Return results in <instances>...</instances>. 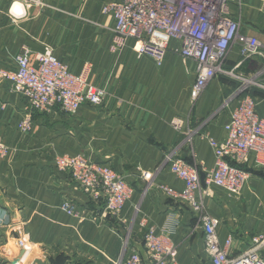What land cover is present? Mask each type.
<instances>
[{
	"label": "crops",
	"instance_id": "crops-1",
	"mask_svg": "<svg viewBox=\"0 0 264 264\" xmlns=\"http://www.w3.org/2000/svg\"><path fill=\"white\" fill-rule=\"evenodd\" d=\"M39 1L40 7L21 3L22 15L14 22L9 14L14 0H0V70L14 71L23 48L35 53L47 47L70 72L86 71L89 83L105 90L107 98L102 107L85 105L74 115L58 108L38 114L0 80V141L10 152L0 159V264H122L134 252L145 260L148 227L172 232L177 264H211L197 217L160 191L162 186L180 190L182 182L168 168L155 170L176 147L200 174L213 168L209 140H224L229 113L244 96L238 83L216 76L192 103L191 63L167 52L156 66L136 54L133 40L111 50L114 22L102 8L120 0ZM228 9L240 32L264 47V0H233ZM238 63L243 74L264 78V64L242 60L233 47L224 68ZM249 94L264 117V97ZM27 115L32 127L24 132L19 125ZM190 129L196 131L194 157L183 143ZM63 155H84L126 178L133 192L118 218L104 216L103 203L90 202L56 169L54 160ZM65 200L77 209L76 217L60 209ZM203 208L220 220L219 240L232 238L230 254H240L253 234L264 232V173L251 174L236 202L212 189ZM22 238L29 251L19 261Z\"/></svg>",
	"mask_w": 264,
	"mask_h": 264
},
{
	"label": "built area",
	"instance_id": "built-area-1",
	"mask_svg": "<svg viewBox=\"0 0 264 264\" xmlns=\"http://www.w3.org/2000/svg\"><path fill=\"white\" fill-rule=\"evenodd\" d=\"M233 0H120L102 8V14L110 15L115 50L127 40L136 43V54L151 59L161 66L167 52L194 66V83L190 100L194 103L208 83L216 76H225L241 83L238 93L253 85V78L234 68H224L233 47H237L242 60H264V47L255 37L244 35L239 23L229 15ZM20 3L39 4V0H20ZM14 71L0 70V80L10 85V91L26 102L31 112L48 114L58 108L74 115L82 106L102 107L106 101L105 90L89 83L86 71L78 74L68 70L51 49L31 52L23 48L16 57ZM242 87V88H241ZM230 100L225 102L228 107ZM176 130L181 123H173ZM32 127L30 115L20 123L26 132ZM223 141L209 140L214 165L204 173L201 186L200 171L179 157L178 147L168 151L156 168H168L183 187L175 190L168 186L160 191L170 200L184 204L197 217L204 234V252L211 264H264V232L254 235L243 252L232 256L229 252L232 238L221 242L217 235L220 220L204 213L203 198L209 197L212 189L229 196L241 195L252 172L264 173V117L257 110L255 99L240 96L230 111L224 126ZM196 131L187 130L183 143L189 154L195 156ZM9 149L0 141V159L9 156ZM58 171L70 176L75 188L95 204L103 203L104 216L118 218L132 195V187L126 178L107 165L90 161L84 155H63L54 160ZM147 177L148 174L141 173ZM60 209L67 215L77 216V209L68 201ZM141 226H145L142 223ZM167 228L148 227L143 235L146 259L131 253L122 264H177L176 250ZM23 252L21 261L29 251L26 240L18 239Z\"/></svg>",
	"mask_w": 264,
	"mask_h": 264
},
{
	"label": "rangeland",
	"instance_id": "rangeland-1",
	"mask_svg": "<svg viewBox=\"0 0 264 264\" xmlns=\"http://www.w3.org/2000/svg\"><path fill=\"white\" fill-rule=\"evenodd\" d=\"M42 3V2H41ZM32 5H37V4H32ZM42 5H43V3H42ZM41 5H37V7H40ZM260 62L262 63V64H264V60H260ZM84 70H86V69H84ZM250 77H252L253 78V85H251V86H249V87H247L246 88V90H244L242 93H240L241 95H245V93L246 94H248V95H250L249 94V92L250 93H254V97L256 96V97H264V78H262V75H256V74H252V75H250ZM237 83H238V85H239V88H240V86H241V83L240 82H238V81H236ZM242 88V87H241ZM68 115V114H67ZM226 196L228 197V199L229 200H231V201H233V202H236V201H238L239 199H240V196H238V197H235V196H229V195H227L226 194ZM254 235H256V234H253L251 237H250V240H251V238L254 236ZM249 240V241H250ZM250 243V242H249Z\"/></svg>",
	"mask_w": 264,
	"mask_h": 264
},
{
	"label": "clouds",
	"instance_id": "clouds-1",
	"mask_svg": "<svg viewBox=\"0 0 264 264\" xmlns=\"http://www.w3.org/2000/svg\"><path fill=\"white\" fill-rule=\"evenodd\" d=\"M23 12V6L22 4L19 2V0H14L11 8H10V16L13 17L14 22H15V17L22 15Z\"/></svg>",
	"mask_w": 264,
	"mask_h": 264
},
{
	"label": "water",
	"instance_id": "water-1",
	"mask_svg": "<svg viewBox=\"0 0 264 264\" xmlns=\"http://www.w3.org/2000/svg\"><path fill=\"white\" fill-rule=\"evenodd\" d=\"M203 179H204V175L203 174H200V180H201V186L202 187H204ZM22 255H23V252L21 251L20 254H19V257H18L19 260L22 257Z\"/></svg>",
	"mask_w": 264,
	"mask_h": 264
},
{
	"label": "trees",
	"instance_id": "trees-1",
	"mask_svg": "<svg viewBox=\"0 0 264 264\" xmlns=\"http://www.w3.org/2000/svg\"><path fill=\"white\" fill-rule=\"evenodd\" d=\"M252 174H260V175H261V173H260V172H252Z\"/></svg>",
	"mask_w": 264,
	"mask_h": 264
}]
</instances>
